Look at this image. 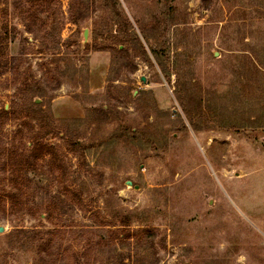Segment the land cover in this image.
Segmentation results:
<instances>
[{
    "label": "rangeland",
    "instance_id": "rangeland-1",
    "mask_svg": "<svg viewBox=\"0 0 264 264\" xmlns=\"http://www.w3.org/2000/svg\"><path fill=\"white\" fill-rule=\"evenodd\" d=\"M0 61V109L35 102L86 147L47 136L66 173L23 163L12 199L32 131L2 123L0 264H74L125 213L137 233L94 264H264V0H0Z\"/></svg>",
    "mask_w": 264,
    "mask_h": 264
},
{
    "label": "trees",
    "instance_id": "trees-1",
    "mask_svg": "<svg viewBox=\"0 0 264 264\" xmlns=\"http://www.w3.org/2000/svg\"><path fill=\"white\" fill-rule=\"evenodd\" d=\"M55 24L56 23H53V26L51 25L52 29L55 28ZM6 64L7 62L0 61V68L5 67ZM20 68L21 66H16V69L18 71L20 70ZM19 85L20 89L26 94L30 92H39V86L37 85L36 81L29 80L28 76L23 78L21 82H19ZM35 86L38 87L37 90L34 89ZM21 107L22 105L13 108L11 112L5 107H2L0 109V127L3 125L2 123L12 115L14 118L18 117L20 119H26L27 121L24 122V124L27 123L30 127V131H32V133L26 132V134H23L24 138H29L31 140V145L28 147L25 146L23 148H18L13 145L12 148L9 149L10 161L4 164V168L8 167L9 164H11L10 167H12V170L9 171V174L12 175L8 176V178H10V186L12 187V190L10 191L8 196H10L12 199H14L15 197L18 199L21 198L22 185L21 183H18L20 180V173H18V168L22 166L23 163H26L27 169L35 170L40 166V160H42V158H44V156L48 154L52 159V164L56 165V168H59L61 171L66 173V165L61 151L57 146L45 142L44 139L47 136L52 135L67 139V148L70 151H74V154H79L81 157H85L86 155V147L80 142L76 141L75 135H71V133L67 129L57 130V128L51 123L50 118L40 105L32 102L26 106V109L25 107ZM75 195H77V197L81 199L80 201L83 200L81 193L75 192ZM80 204L83 208L84 204ZM132 217L133 213H125L119 214L117 216L112 215L110 218H107L105 220V225L107 226L108 238L101 235L99 236V239H96V235L93 232L91 234V230L84 231L87 234L85 236L86 238L84 239L85 251L78 252L74 250V264H94L88 259L89 251L94 245L102 246L104 240L106 239L113 241H123L134 236L135 232L137 233V231L131 229L130 227ZM34 232L41 233V230H35L33 231V233ZM36 237L37 236H35V239ZM82 256H84V260H82ZM115 264L128 263L125 261V258H123L120 261H117Z\"/></svg>",
    "mask_w": 264,
    "mask_h": 264
},
{
    "label": "water",
    "instance_id": "water-1",
    "mask_svg": "<svg viewBox=\"0 0 264 264\" xmlns=\"http://www.w3.org/2000/svg\"><path fill=\"white\" fill-rule=\"evenodd\" d=\"M87 39H88V29L85 28L84 29V40H83L82 44H84V42H86ZM131 183H132L131 181L128 182L129 185H131ZM4 230H5L4 227H0V232H3Z\"/></svg>",
    "mask_w": 264,
    "mask_h": 264
}]
</instances>
